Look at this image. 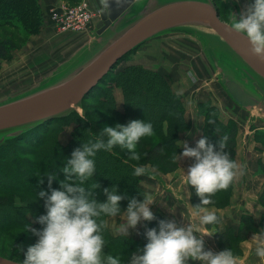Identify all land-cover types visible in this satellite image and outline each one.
Wrapping results in <instances>:
<instances>
[{
    "label": "trees",
    "instance_id": "trees-1",
    "mask_svg": "<svg viewBox=\"0 0 264 264\" xmlns=\"http://www.w3.org/2000/svg\"><path fill=\"white\" fill-rule=\"evenodd\" d=\"M68 1L73 4L78 0ZM214 3L220 16L226 14L229 19L230 12L227 4L222 3L221 0H214ZM42 15L40 0H0V26L12 25L28 33L36 32L40 29ZM12 50L11 39L0 38V67L3 59ZM131 52L124 55L114 68L105 75L107 76L112 72L111 75L114 73V77L111 75L104 76L105 78L101 79V83L99 82L83 98L79 112L72 111L66 116L38 123L22 134L6 138L0 143V213L4 211L0 215V229L19 227L32 233L31 228L42 227L36 217L41 215V209L45 208L43 206L44 199L37 197V193L41 188L49 190L47 175L56 174V179L52 181V187H60L59 180L65 178L61 169L72 150L80 145L81 140L86 141L99 134L83 103L86 97H95L99 107L106 108L115 120L122 121L124 124L131 120L132 116L134 119L146 120V117L138 112L139 107L142 111L153 109V116H150L148 120H152L154 131H157L160 136L159 140L146 148H142L143 163L128 157L120 152L117 147L111 151H99L95 157L96 173L85 181L86 188L99 185L93 190L96 199L103 201L106 198L103 189L115 183L118 186L117 191L124 196V199L119 202L121 210H123L127 206L129 197L135 196L141 199V193H146L140 183L141 175L133 176L132 174L136 165L150 163L156 169H160L161 172L166 171L163 167L168 169L176 167L175 155L180 151L177 143L179 134L191 126L182 96L172 90L170 78L162 72L136 64L118 65L123 60L125 61L126 56ZM121 65L122 67H120ZM108 79H110V84L105 85ZM172 81L173 78L171 77ZM114 86L121 88L123 92V108L121 110L115 105ZM143 98L147 101L143 102L145 100ZM197 107L199 113L204 116L202 136L207 135L209 140L214 143L219 137L227 133L230 138L228 151L236 160L237 121L232 118L221 119L218 107L212 105L210 101H199ZM237 107L243 110L238 105ZM71 119H74L75 126L72 128L69 140L63 144L53 129L60 122L73 121ZM209 119L213 123H209ZM262 123L264 126L263 121ZM53 124L55 125L51 126ZM254 140L258 141L259 147L264 150V143L261 146V143L264 142V127L255 130ZM27 153L34 155V158L30 159L25 156ZM116 167L119 168V172L115 171ZM106 171L113 172L116 178L113 175H106ZM258 172L264 175V161L262 159H258L257 162ZM104 175L106 176L102 181ZM41 179L43 180L42 183L40 182ZM233 183L234 181L227 189L217 191L213 197L214 203L211 205L218 208L228 206L231 203ZM189 187L192 204L200 203V197L196 194L194 186L189 185ZM16 198L20 199V203H16ZM258 201L264 208V186L259 193ZM5 208H8V211ZM152 209L155 218L150 221H141L138 225L139 229L136 230V235L135 232H130L128 237H124L119 231L112 233L109 227L106 228L105 240L118 250L122 260H126L131 254L138 253L143 249L147 242L145 233L148 228L157 227L160 219H168L157 208ZM218 216L221 218L219 224H222V228H217L215 230L217 232L212 234V238L219 250L229 247L233 248L236 254H239L241 251L240 243L246 239L248 233L264 227V211L261 212L258 221L249 212H242L239 221L236 223L229 219L224 220L219 214ZM219 224L207 227L211 228L219 226Z\"/></svg>",
    "mask_w": 264,
    "mask_h": 264
},
{
    "label": "clouds",
    "instance_id": "clouds-1",
    "mask_svg": "<svg viewBox=\"0 0 264 264\" xmlns=\"http://www.w3.org/2000/svg\"><path fill=\"white\" fill-rule=\"evenodd\" d=\"M101 3L109 10L110 0H101ZM229 26L248 39L254 55L264 59V0H248L239 14L231 11ZM188 75L195 78L191 70ZM209 123L213 121L209 119ZM153 134L151 121L131 119L126 124L105 125L98 135L81 140L61 169L65 178L59 180L60 187H52L56 174L47 175L49 190L41 188L38 191L37 197L44 199L46 212L36 217L42 227L31 228L37 239L27 246L19 264H188L189 259L199 260L201 264H237L231 248L213 251L205 247L204 236L217 231L201 234L193 223L181 224L175 219H160L157 227L148 228L143 249L126 260L105 252L104 232L108 220L123 216L118 231L128 237L130 230L141 221L155 218L151 207L155 200L151 194L141 193V199L129 197L126 208L121 210L119 202L124 196L117 191L115 183L103 189L106 199L100 201L93 193L99 185L86 188L85 181L96 173L95 157L99 151H111L120 146L134 159H139L138 143ZM229 139L225 133L214 143L207 135L196 140L195 146L181 141L183 151L179 156L176 153L177 159L189 157L193 160L185 175L187 183L194 186L200 197L193 215L205 227L221 222L218 214L206 207L214 203V194L227 189L246 168L232 158L228 151ZM145 172V166L136 165L132 174L140 176ZM251 238L255 242V255L264 258V227L253 232Z\"/></svg>",
    "mask_w": 264,
    "mask_h": 264
},
{
    "label": "water",
    "instance_id": "water-1",
    "mask_svg": "<svg viewBox=\"0 0 264 264\" xmlns=\"http://www.w3.org/2000/svg\"><path fill=\"white\" fill-rule=\"evenodd\" d=\"M101 7L92 39L48 80L0 102V143L38 123L79 112L83 98L124 55L170 31L203 40L228 96L243 110L257 112L264 122V59L254 55L248 39L229 26L231 11L241 12L234 3L227 4V21L220 18L214 0H110L109 10ZM0 264L19 262L0 255Z\"/></svg>",
    "mask_w": 264,
    "mask_h": 264
},
{
    "label": "rangeland",
    "instance_id": "rangeland-1",
    "mask_svg": "<svg viewBox=\"0 0 264 264\" xmlns=\"http://www.w3.org/2000/svg\"><path fill=\"white\" fill-rule=\"evenodd\" d=\"M85 1L89 3L90 8L96 14L94 16V22L92 24V28H90V30L86 33H70V32L58 33L54 30L53 26L51 25V22L49 21L48 18V11L50 7L53 6L55 2L56 3L67 2L69 4H72L68 0H59V1L40 0V7L42 9L43 15H42V23L40 25L39 31L28 33L12 25L0 26V38H10L13 43V50L8 54V56L5 59H3L0 67V102L5 101L6 99L14 97L16 95L22 94L28 90H32L33 88L37 87L39 84L48 80L52 76L54 71H56L55 68L59 66L60 63L64 61L67 57H69L77 47H79L85 41L92 39V34L95 31V24L99 19V12L102 8L101 7L102 3L101 0H85ZM221 1L224 4H229L230 2L234 3L236 6H238L240 11L244 9L246 3L248 2V0H221ZM220 18L222 20L227 21L228 15L226 14L221 15ZM176 38H177L176 36L173 37L169 36V37L161 38L160 42L162 43L160 44L159 42L155 43V47L157 49L156 52L157 55L154 54L151 59L154 62L159 61L158 67L151 68L143 63H127L126 61L127 58L130 57V54L126 56L125 61L123 60L118 65L136 64V65H142L152 70L162 72L170 78L171 88H172V83L174 81L177 80L179 81V79H181L179 75V71H181V74L189 81V86L187 88L185 87L184 94H181L182 101L185 98V96L190 97L189 91H195L199 89L200 92L205 93V95L208 97L207 100L204 101H210L212 105H216L218 107V111H220V118L222 116L221 114H223L225 117H227V115L235 116L237 120L235 118L232 119H235L237 121L238 130L242 124L245 125L248 123L249 129L253 130L252 136L254 140L255 130H259L260 128L264 127L262 121L259 119L257 112L255 111L249 112L239 109L235 104V102L228 96V94L226 93V91L223 89V87L219 82L218 74L214 72L211 63L206 56L203 47V40L193 36L192 34H186V36L182 35L181 39H178L179 40L178 42L175 40ZM163 42H167L171 45V47L169 48V54L167 55H165L164 52L159 50L162 49ZM133 51L134 50H132V52ZM124 62H126V64H124ZM122 65L120 67H122ZM230 65L234 66L236 70L240 71L238 65L233 63H230ZM189 70H191L194 73L195 78L188 75ZM111 73L108 74L107 76H110ZM111 77H114V73L111 75ZM171 77L173 78L172 82H171ZM109 84H110V79L106 81L105 85H109ZM204 91H208V92H204ZM197 93L198 92H192L191 94L194 97V95H196ZM144 96H146V94H144ZM146 101L147 99H145L143 102ZM198 102H196L195 104L196 114L197 117L201 119L200 127H201V133L203 134L202 127L204 122V116L198 111V107H197ZM83 103L86 107L87 113L90 115L91 121L96 126V128L98 129L97 131L99 133L100 131H102V127H104L105 125H114L117 122L123 123L122 121L115 120L106 108L99 107L98 104H96L98 103V100L95 99V97H86ZM138 112L139 113L141 112V114H143L146 117L147 121H150L148 120L149 117L153 116V109L142 111V109L139 107ZM131 119H134V116H132ZM71 120L73 121L71 122L68 121V123L64 121L63 123L60 122L53 129V132L58 135L59 141L61 143L64 142L63 144L66 143L64 139H67V141L69 140L71 136L72 128L75 126L74 119ZM54 125L55 124L51 126ZM189 129L183 130L180 133L188 131ZM159 137L160 136L158 135L157 131H154V134L151 136L143 137L141 141L138 143L136 149V151L140 153V158L135 160H138L141 163H143L144 155L142 148L143 147L146 148L153 142L159 140L160 139ZM247 138L251 140V136L248 135ZM254 141L256 142V140ZM260 141L262 142V140ZM263 143L264 142L261 143V146ZM244 145L245 147L243 151L245 150V148L246 149L248 148L246 147L247 144L245 142ZM115 147H117V149L120 152L134 159L130 155L128 150L123 149L120 146H115ZM258 148L261 149L260 147ZM262 151L264 150L262 149ZM179 153L180 151L177 154ZM25 156H27L30 159L34 158V155L29 153H27V155ZM175 161H176L175 168L168 169L166 167H163L166 170L165 172H161L160 169L159 170L156 169L154 165L144 162L145 164H143V166H145L147 173L141 175L140 183L142 184V182L145 181V182H149L150 184L152 183L156 187L158 185L161 186L162 185L161 180H159L156 177L159 174L163 175L165 179H169L170 186L174 189L173 191L175 194H177V191H179L183 195L188 194L190 206L192 207V211L194 213L195 208L190 199L191 197L190 187L189 184L187 183V179H185V173L187 172L189 165L193 161L189 157H179L177 159L176 155H175ZM115 171L119 172V168L116 167ZM105 174L113 175V172L106 171ZM257 174L263 175L259 172ZM106 175H104L102 181H104ZM113 177L116 178V176L114 175ZM260 177H264V176H260ZM241 181L243 183L244 179H242ZM165 188L166 187H164V189ZM243 188L241 185L238 197L241 198V200L248 199L251 201L252 199L251 194H249L247 191L248 186L244 184ZM168 189L171 190V188ZM155 194L156 192H154V196ZM159 198H161V196ZM239 198H237L236 201L241 203ZM15 201L16 203H20L19 198H16ZM206 207L208 210H210L211 208L213 209L218 208L215 205H207ZM258 208L260 211L264 209L260 204L258 205ZM5 210L8 211V208H5ZM45 212L46 209L42 208L41 213L44 214ZM3 213L4 211H2L0 215ZM182 213L185 214L186 211H182ZM123 219H124L123 216H120L116 218H110L108 220V227L112 233L118 232L119 224L123 221ZM186 222L193 223L194 225H196V229H199L200 231L203 230L201 228L204 227V229H206L204 230V232L215 231L217 228H222V224H219V226H214L211 228L202 226L199 224L198 218L195 217L194 215L193 217H190L189 220H186ZM138 225L136 226L135 229L130 230V232H135L136 235V230L139 229ZM252 234L253 232H249L246 239L241 241V243L248 240V238H250ZM204 238L205 241H208V243H210V246L205 245L206 248H210L213 251H219V249H217L218 247L216 248L214 244L212 234L205 235ZM36 239L37 238L35 237L34 234L26 232L24 229H21L19 227H13L10 229H0V255L19 262L20 259H23V252L26 251L27 246L34 243ZM241 243H240L241 251L239 254H236L234 252V249L232 248L237 258L243 253V248L241 246ZM254 246H255V242H254ZM105 252L107 254L120 256L118 250H116L115 247H113L110 243L107 242H106ZM190 261H192V259H189L188 264H190Z\"/></svg>",
    "mask_w": 264,
    "mask_h": 264
},
{
    "label": "crops",
    "instance_id": "crops-1",
    "mask_svg": "<svg viewBox=\"0 0 264 264\" xmlns=\"http://www.w3.org/2000/svg\"><path fill=\"white\" fill-rule=\"evenodd\" d=\"M59 1V0H57ZM59 3V2H57ZM55 2V4H57ZM187 33L185 32H178V31H170L166 33L159 34L157 36H154L138 46L133 52L130 53V57L127 58V63H143L148 67L154 68L158 67V63L152 61V57L154 54H156L157 49L155 47L156 42H160L161 38L165 37H173L176 36L175 39L177 42L178 39H181L182 35L186 36ZM188 36V35H187ZM90 40V39H89ZM88 41V40H87ZM85 41V42H87ZM84 42V43H85ZM84 43H82L79 47H77L69 57H67L64 61L61 63H65L75 52L77 49H79ZM179 45V44H178ZM171 45L167 42H163L162 49H159L160 51L164 52L165 55L169 54V48ZM157 55V54H156ZM164 56V55H163ZM124 62V64H126ZM60 63L59 66H57L55 69H58L62 64ZM162 66V64H161ZM160 66V67H161ZM179 75L181 79L179 81H174L172 83V90L178 94H184L185 87L187 88L189 86V81L187 78H185L181 71H179ZM191 87V86H190ZM189 96H185L183 99L186 114L191 121V128L188 131H185L183 133H180L178 145L180 147V153L183 151V145L181 144V141H187L190 146H195L196 140H198L201 137V119L197 117L196 114V102L198 101H204L207 100V96L205 93L200 92L199 89L195 91H189ZM192 92H198L196 95L191 94ZM208 92V91H204ZM113 94L115 97V105L118 109L123 108V95H122V89L114 86L113 87ZM238 110V109H237ZM221 118L223 120H226L227 118H235V116L227 115L225 117L223 114H221ZM237 120V119H236ZM243 127V128H242ZM253 130L249 129V124H242L238 130V134L236 137L237 140V146H236V161L238 163H242L246 165V168L244 170L243 175H238L233 183V190H232V196H231V203L223 208H211V211H215L218 213L223 219H229L234 221L235 223L239 221L240 214L242 212H249L256 221H258L261 212L264 210H259L258 208V196L261 188L264 186V175H258L256 173L257 170V162L258 159H262L264 161V151L262 149H259V145L257 142L253 140ZM251 136V140L247 138V136ZM67 142V139H64ZM244 142L247 144L245 150L243 151L245 145ZM64 143V142H62ZM179 156V154H178ZM159 180H161L162 185L161 186H155L152 183L149 182H142V186L146 190V193L151 194L154 197L155 202L151 205L152 208H157L159 211H161L168 219H175L178 223L186 224V220H189L190 217H193V211L192 207L190 206V202L188 199V194L183 195L179 191H177V194L174 193V189L170 186L169 179H165L163 175H157ZM186 179V175H185ZM242 179H244V182L242 183ZM242 188L244 187V184L248 186L247 191L249 194H251V201L248 199H242L239 198V192L241 185ZM164 187H166L164 189ZM168 188H171L169 190ZM244 189V188H243ZM154 192H156L154 196ZM246 195V193H245ZM161 196V198H159ZM245 197V196H244ZM237 198L240 199V202H237ZM249 203V204H248ZM182 211H186V213H182ZM203 230L197 229V231L201 234L204 232V227L201 228ZM248 238V240L241 243V246L243 248V253L237 258V264H264V258L257 257L254 253V241L251 238ZM205 240V238H204ZM211 241V240H210ZM212 242V241H211ZM205 245H209L208 241H205ZM216 246V245H215ZM215 248V247H214ZM217 248V246H216ZM218 249V248H217ZM215 249V250H217ZM190 264H201L199 260H192L190 261Z\"/></svg>",
    "mask_w": 264,
    "mask_h": 264
},
{
    "label": "built area",
    "instance_id": "built-area-1",
    "mask_svg": "<svg viewBox=\"0 0 264 264\" xmlns=\"http://www.w3.org/2000/svg\"><path fill=\"white\" fill-rule=\"evenodd\" d=\"M95 15L85 0L73 4L59 2L48 11L49 21L58 33H86L92 28Z\"/></svg>",
    "mask_w": 264,
    "mask_h": 264
}]
</instances>
